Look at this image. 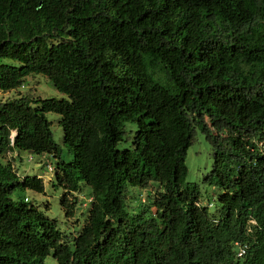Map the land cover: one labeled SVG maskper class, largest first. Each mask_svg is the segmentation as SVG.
Returning a JSON list of instances; mask_svg holds the SVG:
<instances>
[{
    "label": "trees",
    "instance_id": "trees-1",
    "mask_svg": "<svg viewBox=\"0 0 264 264\" xmlns=\"http://www.w3.org/2000/svg\"><path fill=\"white\" fill-rule=\"evenodd\" d=\"M35 75L67 99L0 102V264H264V0H0V93ZM196 131L214 149V212L187 182ZM21 153L53 164L68 218L92 189L72 239L13 199L46 189L16 170ZM150 185L129 212L128 188Z\"/></svg>",
    "mask_w": 264,
    "mask_h": 264
},
{
    "label": "rangeland",
    "instance_id": "rangeland-1",
    "mask_svg": "<svg viewBox=\"0 0 264 264\" xmlns=\"http://www.w3.org/2000/svg\"><path fill=\"white\" fill-rule=\"evenodd\" d=\"M21 96H27L33 99H67L66 95L60 93L57 89L51 85L49 79L43 75L31 76L24 82V85L15 91L8 93H0V102L12 100ZM48 120L52 123V132L54 140L63 148L64 160L69 163L72 161L73 156L67 152L64 147V132L60 126L61 116L54 113L47 114ZM137 130L136 124H126L125 141L119 145L120 150L130 149L132 147V139ZM206 135L200 131H196L193 143L188 150L186 157V166L188 168V183H195L199 187L201 201L204 205L209 206L210 212H214L219 206V197L222 191L215 186H210L205 183V178L211 173L214 161V149L212 144L205 138ZM12 163L15 165L16 170L21 176H36L44 180L45 193H37L34 191L21 192L17 191L13 195V199L17 200L19 197H28L32 203L43 211L50 219L57 220L58 225L62 232L73 238L79 233L84 225L87 210L90 207L89 196L92 193V189L86 186L81 194L71 196L73 199L77 197L78 206L75 216L68 218L62 208L61 201L64 195V189L62 187L53 188L50 183V179L54 178L52 173L49 172L47 156L33 155L34 160L29 161L30 155L28 153H21L15 159L12 156H8ZM157 190L156 185H150L148 189L128 188V211L138 212L142 208V205H149V196L152 191ZM145 200L143 201L142 198ZM133 197L132 199H130ZM152 210V209H151ZM154 212V210H152ZM45 264H58L53 257H48L45 260Z\"/></svg>",
    "mask_w": 264,
    "mask_h": 264
},
{
    "label": "built area",
    "instance_id": "built-area-1",
    "mask_svg": "<svg viewBox=\"0 0 264 264\" xmlns=\"http://www.w3.org/2000/svg\"><path fill=\"white\" fill-rule=\"evenodd\" d=\"M48 167H49V172L53 174L54 173V166H53V164L49 163ZM143 201H145V200L143 199ZM240 256H242V254H240Z\"/></svg>",
    "mask_w": 264,
    "mask_h": 264
}]
</instances>
